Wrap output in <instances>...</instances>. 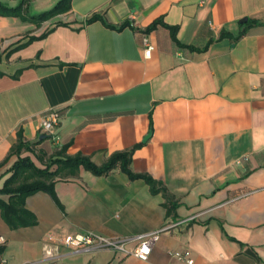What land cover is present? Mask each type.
I'll use <instances>...</instances> for the list:
<instances>
[{
	"label": "crops",
	"instance_id": "0c3cea01",
	"mask_svg": "<svg viewBox=\"0 0 264 264\" xmlns=\"http://www.w3.org/2000/svg\"><path fill=\"white\" fill-rule=\"evenodd\" d=\"M58 1L28 0V12ZM155 20L180 45L162 24L147 29ZM51 110L54 139L39 125ZM18 136L40 168L61 148L96 166L133 150L131 171L161 182L176 207L167 215L162 193L118 167H80L26 197L34 225L10 228L0 213V264H264V0H70L40 23L0 15V187ZM154 231L144 260L45 238Z\"/></svg>",
	"mask_w": 264,
	"mask_h": 264
},
{
	"label": "trees",
	"instance_id": "16d2710c",
	"mask_svg": "<svg viewBox=\"0 0 264 264\" xmlns=\"http://www.w3.org/2000/svg\"><path fill=\"white\" fill-rule=\"evenodd\" d=\"M27 2L28 0H22L16 6L8 7L0 1V15H16L23 19H30L35 23H40L42 20L54 17L56 14L67 12L70 8V0H59L51 9L38 15H32L28 12ZM98 18L99 16H92L88 21ZM157 24L167 27L160 20H155L147 29H154ZM167 28L170 29L172 39L180 45L175 35L176 27L169 26ZM17 140V144L10 149L4 161L12 155H16L17 160L11 167L10 176L4 180L2 187H0V213L2 220L10 228L34 225L35 218L24 208L26 197L37 191L52 193L55 180L74 177L80 167L96 176H103L118 167L129 179H142L148 184L151 192L162 193L164 198L162 205L166 208L167 215H170L176 207L174 202H172L171 195L162 186L161 182L159 183L148 175L136 174L131 171L129 163L133 150L114 153L101 166H96L89 158L81 154H75L74 156L65 155L64 149L61 148L56 155L46 158L45 161L41 159L43 168H40L34 164L29 156H20L22 149L29 151L30 148L20 140V136H18ZM5 195L7 198L4 199L2 196ZM1 251L2 249L0 248V253Z\"/></svg>",
	"mask_w": 264,
	"mask_h": 264
},
{
	"label": "built area",
	"instance_id": "2783aa9c",
	"mask_svg": "<svg viewBox=\"0 0 264 264\" xmlns=\"http://www.w3.org/2000/svg\"><path fill=\"white\" fill-rule=\"evenodd\" d=\"M142 46L145 57H150L152 52V46L147 36L142 35ZM59 111L51 110L45 114V116L40 120L39 125L41 131L45 134H50L51 138H53V131L55 127L58 125L59 120ZM160 231L148 232L147 234H139L135 235L131 238H124L120 240H110L105 239L102 236L95 234L94 232H83L77 233L74 236H63V238H58L53 234L47 235L46 241L55 242L58 246H66L74 253L79 252H92L93 250H101L106 248H113L115 250L122 251L125 254H131L134 257L136 256L139 259H146L149 256L151 251V246L158 239ZM0 238V243H1ZM127 241L136 242L134 250L129 252L124 249L123 245ZM176 259L185 260V256L179 252L172 254ZM188 264H192L193 261L190 259H186ZM28 264H41V261H36V263H28Z\"/></svg>",
	"mask_w": 264,
	"mask_h": 264
},
{
	"label": "water",
	"instance_id": "95a60500",
	"mask_svg": "<svg viewBox=\"0 0 264 264\" xmlns=\"http://www.w3.org/2000/svg\"><path fill=\"white\" fill-rule=\"evenodd\" d=\"M246 21H247L246 18H242V19L240 20V23H244V22H246ZM40 138H42V137H40Z\"/></svg>",
	"mask_w": 264,
	"mask_h": 264
},
{
	"label": "rangeland",
	"instance_id": "374dc122",
	"mask_svg": "<svg viewBox=\"0 0 264 264\" xmlns=\"http://www.w3.org/2000/svg\"><path fill=\"white\" fill-rule=\"evenodd\" d=\"M13 7H14V6H13ZM31 13H33V12H32V11H30V14H31ZM34 158H35V157H33V159H34Z\"/></svg>",
	"mask_w": 264,
	"mask_h": 264
}]
</instances>
